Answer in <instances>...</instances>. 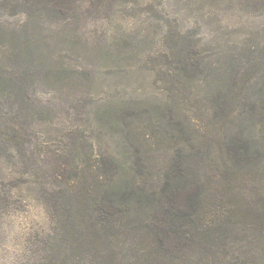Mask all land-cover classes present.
Instances as JSON below:
<instances>
[{"label":"rangeland","instance_id":"1","mask_svg":"<svg viewBox=\"0 0 264 264\" xmlns=\"http://www.w3.org/2000/svg\"><path fill=\"white\" fill-rule=\"evenodd\" d=\"M260 3L0 0V264L81 254L49 200L70 177L104 197L264 196ZM137 202L113 209L114 231L135 238L160 224V207ZM233 211L264 228V209L256 219Z\"/></svg>","mask_w":264,"mask_h":264},{"label":"trees","instance_id":"2","mask_svg":"<svg viewBox=\"0 0 264 264\" xmlns=\"http://www.w3.org/2000/svg\"><path fill=\"white\" fill-rule=\"evenodd\" d=\"M258 1L264 4V0ZM247 30L246 45L253 63L259 33L252 24ZM3 84L0 81V91ZM21 147L10 145L8 149L19 154ZM54 176L58 181L59 171ZM67 183L68 190L49 194V200L55 216L66 217L71 227L72 252L81 253L69 264H264V228L241 224L233 211L244 205L247 212L243 217L256 219L264 209V196L236 201L203 193L167 197L117 192L104 197L94 195L92 182L82 186L70 177ZM133 200L140 206L162 209L160 224L145 225L149 233L135 238L133 229L114 231L119 218L113 209L133 206ZM61 208L68 209L67 215Z\"/></svg>","mask_w":264,"mask_h":264}]
</instances>
